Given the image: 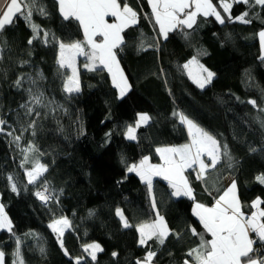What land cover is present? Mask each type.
I'll list each match as a JSON object with an SVG mask.
<instances>
[{"label":"trees","instance_id":"16d2710c","mask_svg":"<svg viewBox=\"0 0 264 264\" xmlns=\"http://www.w3.org/2000/svg\"><path fill=\"white\" fill-rule=\"evenodd\" d=\"M127 2L137 10L139 20L125 29L122 35L126 43L122 50H116L131 85L123 98H118L107 70L88 71L82 64L85 59L78 61L80 92L68 94L63 90L70 71L58 66L59 42L82 41L83 34L78 21L63 19L56 0H42L46 14L34 12L32 17L55 38H50L47 45L40 39L28 44L33 32L23 17H15L14 23L0 33V118L7 121L6 131L14 129L15 135H22L15 142L12 136L0 133V203L12 221V232L0 230L4 264H13L16 259L13 253L17 238L24 264H75L74 258L81 255L85 257L82 264H136L149 250L157 253L155 264H184L185 259L190 260L188 251L199 244L190 227L204 233L198 217L193 215V205H211L217 195L213 192L209 196L205 183H215L222 190L226 177L235 179L246 214L254 210L250 207L253 200H264V184L256 180L264 174V128L257 120L264 119L260 111L264 108V60L258 37L264 30V8L250 10L249 24L226 19L221 25L214 17L201 16L193 29H185L187 37L176 30L164 40L152 20L147 0ZM246 10L247 5L233 3L231 14L239 16ZM141 31L147 37L146 43L155 47L138 50ZM194 56L215 73L203 89L183 67ZM21 61L27 63L21 65ZM38 72L44 79L38 80L35 87L52 104L37 108L40 117H29L20 105L28 100L25 89L30 85L25 82L17 88L14 81L20 74L35 77ZM249 100H255L259 107L254 108ZM174 112L183 113L227 143L234 166H221L204 183L196 178L195 171H186L195 199L171 196L168 181L155 177L158 211L168 227L180 235H170L164 245L153 239L142 246L136 228L123 227L115 210L122 209L133 226L155 218L145 183L135 172L129 173L126 164L138 163L144 156L159 163L157 147L188 142L186 126ZM138 113H147L151 119L137 129L135 141L128 140L124 135L126 127L135 126ZM32 120L36 121L35 127L29 128ZM30 142L39 152L28 153L29 163L21 167L25 156L21 149ZM37 158L47 171L37 184H29L25 171L32 169L31 161ZM8 175L13 176L17 192L11 190ZM44 181L57 197L47 204L35 195ZM260 207L264 208V204ZM62 216L70 221L61 237L63 248L48 227ZM204 234L206 239L211 238ZM86 243H97L103 249L96 253L95 261L83 252ZM113 252L117 255L113 256Z\"/></svg>","mask_w":264,"mask_h":264},{"label":"snow or ice","instance_id":"6c2138e0","mask_svg":"<svg viewBox=\"0 0 264 264\" xmlns=\"http://www.w3.org/2000/svg\"><path fill=\"white\" fill-rule=\"evenodd\" d=\"M59 11L64 20L74 19L78 21L79 26L83 30L84 39L75 40L74 42L64 43L59 42V58L58 66L61 69H71V75L67 76L63 82V90L68 93H78L81 90L78 71L76 67L77 57L83 56L86 58V63L83 67L88 71L107 70L111 77L113 86L118 90V98H123L130 90L131 85L127 77L124 75L119 61L117 60L116 50H122L125 45V38L122 33L126 28L136 25L139 20V13L135 10L127 0L121 4L120 0H57ZM151 6V15L155 19V24L159 25V35L164 39H168V35L172 31L179 30L188 33L185 29H193L197 24L198 17H214L215 20L223 25L227 19L229 22L239 21L245 24L252 22L248 19L250 10L256 6L264 8V0H233L232 3L228 0H147ZM233 3H243L248 6V10L241 15L233 17L231 9ZM226 15H222L221 11ZM45 15L46 9L42 0H0V33L3 32L6 26L14 23L15 17H23L30 26L33 36L28 40L31 45L34 40L40 39L47 45L50 43V38L55 39L51 34L43 30L40 25L33 22V14ZM259 17V13L256 14ZM108 17L114 18V22H109ZM264 23V21H262ZM42 33V36H41ZM259 42L261 45L262 56L264 60V30L258 33ZM155 39V38H153ZM147 37L141 31L138 50L147 51L148 48L155 47L154 44H147ZM158 44V42H157ZM3 48L0 47V53ZM3 56L0 55V60ZM21 65L27 61H21ZM197 63V58L194 56L191 60L183 65L185 69L189 68L190 64ZM202 73L206 76L197 74L193 76L189 72V77L201 89L212 82L215 73L205 68L202 64H198ZM42 72H38L35 77L31 74H20L14 81L17 88H22L27 82L30 86L25 89L28 94V100L20 105L24 109L26 116L40 117L42 114L37 110L39 107H50L51 100L45 96L37 85L38 80H43ZM47 100V103L45 101ZM254 108H258L255 100H249ZM35 105V107H33ZM264 112V108L260 109ZM178 115L180 123L186 125L189 142L175 145L157 147L156 153L159 154L162 163L151 164L149 157L144 156L139 163L127 165L129 173L135 172L145 183L151 208L155 214V218L151 221H145L138 225H131L124 216L122 209L117 208L116 215L123 222V227H135L139 233V244L146 246L148 241L155 239L160 245H164L170 235L179 237V233L170 229L164 217L158 211L157 201L153 189V177L160 176L168 181L172 189L170 193L173 197L187 196L190 199H195L193 189L191 188L187 177L184 175L186 170L196 172V178L202 183L206 182L212 172H218L221 166H226L232 169L234 166V158L227 143H222L215 136L203 129L183 113H173ZM151 117L147 113H138L135 126L127 125L124 133L126 139L135 141L137 139V129L141 125H146ZM262 128H264V119L257 117ZM35 120L30 121L28 127L34 128ZM7 121L0 118V133H5L12 136L15 142L22 139V135H15V130L6 131L5 126ZM27 131V129H23ZM33 135L35 132L33 131ZM110 135V134H109ZM25 153L24 164L29 163L28 153L39 152V149L34 143H29L28 147L21 149ZM250 151H257L256 148H251ZM42 155V154H41ZM122 162L125 158L122 157ZM32 169L26 171L29 184H37L40 177L47 171V167L40 163L39 159L31 161ZM196 166V167H194ZM10 182L11 190L17 192V184L14 182L12 175L7 176ZM256 180L264 184V174L258 175ZM42 190L38 189L35 195L45 204L50 200L57 199L44 181L41 184ZM205 191L209 196L216 192L213 196L214 203L209 206L204 203L196 202L192 212L198 217L202 224L204 233L210 235V239L205 238L204 233H199L194 227H190L193 236H197L199 244L191 248L185 259L184 264H264V208L260 205L264 204V200L257 197L251 202L250 207L254 209L250 214L242 211V203L237 194V183L235 179L227 188L220 189L215 183L209 186L205 183ZM92 214L91 212L89 213ZM48 227L57 233V239L60 247L63 248L61 237L64 230L70 227V221L66 217L54 219ZM0 230L12 232V221L9 219L5 206L0 203ZM17 247L13 253L16 259L13 264H24L20 251V240L17 238ZM83 252L91 257L92 261L96 260V253L103 251L99 244H84ZM40 251L43 253L44 249ZM64 254L69 255L65 249ZM113 256L117 253L113 252ZM157 256L155 251H147L142 260H137L136 264H155L154 258ZM5 253L0 250V264H4ZM85 257L83 255L75 257V264H82Z\"/></svg>","mask_w":264,"mask_h":264},{"label":"crops","instance_id":"0c3cea01","mask_svg":"<svg viewBox=\"0 0 264 264\" xmlns=\"http://www.w3.org/2000/svg\"><path fill=\"white\" fill-rule=\"evenodd\" d=\"M56 2H57V0H56ZM58 3V2H57ZM58 8H59V5H58ZM149 8H150V10H151V6L149 5ZM59 13H60V11H59ZM61 14V13H60ZM108 19V21L109 22H114V18H111V17H108L107 18ZM152 20H154V24H155V19H154V17H152ZM155 27H156V29H157V31L159 32V25H157V24H155ZM82 29V28H81ZM82 34H83V30H82ZM160 36V35H159ZM161 37V36H160ZM162 38V37H161ZM83 39H84V37H83ZM82 39V40H83ZM163 39V38H162ZM83 58V59H85L84 60V62L82 63L83 65H84V63H86V58L85 57H83V56H78L77 57V62L79 61L78 59L79 58ZM58 58H59V53H58ZM76 62V63H77ZM76 67H79L78 66V63H77V65H76ZM120 67H121V65H120ZM70 70V75H71V69H69ZM79 70V68H77V71ZM106 70V69H105ZM79 72V71H78ZM109 74V73H108ZM69 75V76H70ZM125 75V74H124ZM110 76V75H109ZM126 76V75H125ZM117 93H118V90H117ZM184 126H186V125H184ZM186 131H187V127H186ZM187 137H188V135H187ZM188 142H189V137H188ZM163 147H165V146H163ZM157 155H158V158L160 159V156H159V154L157 153ZM149 162L151 163V164H159V163H162V161H161V159H160V162L159 163H152L150 160H149ZM139 163V162H138ZM190 170V169H189ZM186 171H188V170H186ZM186 171H185V173H184V175L186 176ZM138 176V175H137ZM139 177V176H138ZM155 177H160V176H155ZM155 177H153V179L155 178ZM160 178H162L163 180H164V178L163 177H160ZM139 179H140V177H139ZM141 180V179H140ZM232 178L231 177H226V179H225V188H227L228 187V185H230L231 184V182H232ZM187 197V196H186ZM196 203V202H195ZM195 203H194V205H195ZM214 203V202H213ZM212 203V204H213ZM211 204V205H212ZM194 205H193V207H194ZM211 205H209V206H211ZM254 211V210H253Z\"/></svg>","mask_w":264,"mask_h":264},{"label":"rangeland","instance_id":"374dc122","mask_svg":"<svg viewBox=\"0 0 264 264\" xmlns=\"http://www.w3.org/2000/svg\"><path fill=\"white\" fill-rule=\"evenodd\" d=\"M80 59H83V58H79L78 60H80ZM192 59V58H191ZM78 63V62H77ZM77 63H76V65H77ZM198 64H200L199 62H198ZM198 64L197 63H193V64H190L189 65V68L188 69H186V72H192V74H193V76H196L197 74H200V75H203V76H206V73H202L201 72V69L199 68V66H198ZM203 65V64H202ZM204 66V65H203ZM77 68H79V67H77ZM70 71V70H69ZM79 71V70H78ZM191 79V78H190ZM192 80V79H191ZM187 135H188V133H187ZM195 167V166H194ZM26 171H28V170H26ZM26 171H25V176H27L26 175ZM27 179H28V177H27ZM66 230V229H65ZM64 230V231H65ZM56 235H58L57 233H56ZM62 239V238H61ZM60 244V243H59ZM93 244V243H92ZM97 244V243H96Z\"/></svg>","mask_w":264,"mask_h":264},{"label":"water","instance_id":"95a60500","mask_svg":"<svg viewBox=\"0 0 264 264\" xmlns=\"http://www.w3.org/2000/svg\"><path fill=\"white\" fill-rule=\"evenodd\" d=\"M42 189V188H41ZM40 200V199H39ZM40 202L42 203V204H45L44 202H42L41 200H40Z\"/></svg>","mask_w":264,"mask_h":264},{"label":"built area","instance_id":"2783aa9c","mask_svg":"<svg viewBox=\"0 0 264 264\" xmlns=\"http://www.w3.org/2000/svg\"><path fill=\"white\" fill-rule=\"evenodd\" d=\"M196 167V166H195ZM195 174H196V172H195Z\"/></svg>","mask_w":264,"mask_h":264},{"label":"bare ground","instance_id":"6f19581e","mask_svg":"<svg viewBox=\"0 0 264 264\" xmlns=\"http://www.w3.org/2000/svg\"><path fill=\"white\" fill-rule=\"evenodd\" d=\"M40 190H42V189H40Z\"/></svg>","mask_w":264,"mask_h":264}]
</instances>
